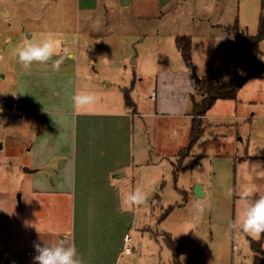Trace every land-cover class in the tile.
<instances>
[{"label": "rangeland", "instance_id": "1", "mask_svg": "<svg viewBox=\"0 0 264 264\" xmlns=\"http://www.w3.org/2000/svg\"><path fill=\"white\" fill-rule=\"evenodd\" d=\"M262 1L97 0L94 9L86 10L76 0H0L5 11L0 10V97L12 94L2 75L22 66L13 54L15 46L53 33L63 40L62 49L67 47L76 56L69 66L77 61L80 67L79 89L80 82L89 90L97 86L83 80V70L98 71L111 82L108 95H116L117 100L130 96L143 114L135 129L151 132L145 144L136 145L144 163L130 170L127 184L130 191L142 188L148 193L143 204L131 207V230L121 232L128 233L136 246L132 253L118 255L119 245L114 243L117 264H174L172 250L164 242L167 234L181 250L180 264H252L248 238L257 239L243 232L239 221L244 208L241 193L247 187L257 192L264 183V72L247 80L233 99L214 104L204 116L203 134L188 153L184 148L192 109L182 107L194 74L221 76V70L235 68L238 76L246 75L250 56L244 37L258 33ZM180 36L190 39L192 69L175 43ZM258 48L264 65V39ZM91 55L94 66L87 61ZM50 65L34 63L30 68ZM97 83L104 89L100 79ZM190 95L201 100L195 91ZM207 123L213 134H208ZM25 146L0 127V169H4L0 171V264L7 257L17 264H34L35 243L69 240L68 233L53 231L67 225L69 206L60 202L64 215H53L48 201L27 195L25 169L30 160ZM154 155L158 157L155 177ZM257 163L260 170H253ZM198 183L202 197L193 192ZM26 251L32 256L23 259Z\"/></svg>", "mask_w": 264, "mask_h": 264}, {"label": "crops", "instance_id": "2", "mask_svg": "<svg viewBox=\"0 0 264 264\" xmlns=\"http://www.w3.org/2000/svg\"><path fill=\"white\" fill-rule=\"evenodd\" d=\"M76 1L86 10L94 9L97 2ZM0 10L5 12L1 7ZM75 58L69 52L64 59L67 62H63L59 71L51 65L27 69L21 66L13 68L7 75L3 74L2 80L12 87L11 98L17 101L22 111V121L11 123L13 126L0 123V126L5 134L15 135L26 144L30 160L29 168L25 169L29 175L26 179L28 197L48 201L53 215H64L65 212L59 209L60 202L69 206L67 225L55 227L53 231L56 229V232L69 234L66 242L75 243L84 264H117L122 241L128 235L121 232L132 228L131 208L123 203L122 196L130 191L127 187L130 170L144 163L136 154V145L145 144L151 132L135 129L137 118L143 114L137 111L130 96V103L126 104V95H123V100H117L116 95H108L106 89L111 82L106 77H100L98 71L91 74L82 71L85 82L97 84L91 89L95 94L99 93L96 103L86 109L76 108L71 96L80 91V67L77 61L74 67L69 66V61ZM87 61L92 66L96 63L92 55ZM98 79L104 89L98 86ZM82 83L81 90H89L86 83L82 88ZM191 84L193 86L186 91L188 95L184 94L183 110L192 109L189 96L194 98L190 94L196 91V87L194 81ZM121 93L126 91L122 89ZM155 107L158 105L155 104ZM188 117L192 121V113ZM207 126L208 134H213L211 124L207 123ZM153 143L157 146L156 136ZM174 148L177 150L179 147L175 145ZM157 159L154 155L151 166L154 177L157 174ZM258 188L254 198L264 195V183ZM114 243L119 245L117 258L112 252ZM26 252L23 259L32 256H26ZM5 264L17 262L7 257Z\"/></svg>", "mask_w": 264, "mask_h": 264}, {"label": "clouds", "instance_id": "3", "mask_svg": "<svg viewBox=\"0 0 264 264\" xmlns=\"http://www.w3.org/2000/svg\"><path fill=\"white\" fill-rule=\"evenodd\" d=\"M63 40L56 34H41L39 38L23 40L18 43L13 54L18 62L25 68H30L34 63L49 64L55 71L60 70L69 50H62ZM63 51V55L61 54ZM54 57H59L53 59ZM0 60L3 57L0 56ZM72 104L79 109H86L94 105L97 96L94 91L80 90L71 96ZM2 127V126H0ZM253 170H260V164H253ZM4 171V169H0ZM254 187H247L241 193L244 200V208L240 217V228L255 239L264 234V195L254 197ZM148 198V193L142 188H135L123 194V203L131 208L143 204ZM202 210V209H201ZM36 255L33 257L34 264H84L83 258L78 255L75 243L68 244L59 238L54 243L42 245L35 243Z\"/></svg>", "mask_w": 264, "mask_h": 264}, {"label": "trees", "instance_id": "4", "mask_svg": "<svg viewBox=\"0 0 264 264\" xmlns=\"http://www.w3.org/2000/svg\"><path fill=\"white\" fill-rule=\"evenodd\" d=\"M263 13L259 19V30L255 36H245L244 40L247 44V51L250 56L249 69L245 76H238L235 68H225L221 70V76L206 74L202 77L193 76L196 87L195 93L201 97L199 102L195 101L193 96L192 110L193 115L191 121V130L187 146L184 148L188 153L197 139L203 133L204 123L203 118L206 113L214 106L218 100L233 99L238 89L250 78L261 76L264 72V65L260 64L259 57L261 52L258 48V43L264 39V0L262 1ZM233 28L237 29V22ZM177 48L182 56L185 65L192 69L191 60V43L189 37L180 36L175 39ZM126 104L130 103V98L125 97ZM250 248L253 252L252 264H264V234L259 239L254 240L248 238ZM164 242L166 246L172 250L174 264H180L181 250L176 247L169 235L165 236Z\"/></svg>", "mask_w": 264, "mask_h": 264}, {"label": "built area", "instance_id": "5", "mask_svg": "<svg viewBox=\"0 0 264 264\" xmlns=\"http://www.w3.org/2000/svg\"><path fill=\"white\" fill-rule=\"evenodd\" d=\"M63 53V51H62ZM154 93V91H153ZM22 121V111L16 100L12 98H0V123H15ZM135 242L129 236H125L121 244V253L129 254L134 251ZM32 253L27 251L26 256H31Z\"/></svg>", "mask_w": 264, "mask_h": 264}, {"label": "water", "instance_id": "6", "mask_svg": "<svg viewBox=\"0 0 264 264\" xmlns=\"http://www.w3.org/2000/svg\"><path fill=\"white\" fill-rule=\"evenodd\" d=\"M127 1H128V0H122V3H123V4H127ZM201 189H202V188H201V184L198 183V184L195 185L193 192H194V194H195L197 197H202V196H204V192H202Z\"/></svg>", "mask_w": 264, "mask_h": 264}]
</instances>
